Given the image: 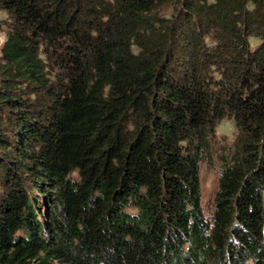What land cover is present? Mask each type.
<instances>
[{
	"label": "trees",
	"instance_id": "16d2710c",
	"mask_svg": "<svg viewBox=\"0 0 264 264\" xmlns=\"http://www.w3.org/2000/svg\"><path fill=\"white\" fill-rule=\"evenodd\" d=\"M0 10V264H264V0ZM227 117L237 151L207 218Z\"/></svg>",
	"mask_w": 264,
	"mask_h": 264
},
{
	"label": "rangeland",
	"instance_id": "374dc122",
	"mask_svg": "<svg viewBox=\"0 0 264 264\" xmlns=\"http://www.w3.org/2000/svg\"><path fill=\"white\" fill-rule=\"evenodd\" d=\"M170 14V11H168ZM10 18L5 11L0 10V53L1 48L6 40L7 33L10 30ZM257 40H251V46H257ZM52 69V68H51ZM55 70L52 69V73ZM239 132L234 119L225 118L218 122L215 137L212 140L213 146L210 153V159L203 161L201 167V193L204 214L210 218L214 206L215 196L220 188L219 176H221L224 162L230 163L234 160L236 153L237 139ZM228 163V164H229ZM77 176V174L75 175Z\"/></svg>",
	"mask_w": 264,
	"mask_h": 264
}]
</instances>
